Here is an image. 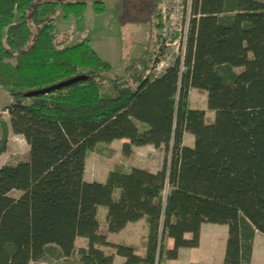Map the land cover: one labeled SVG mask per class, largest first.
I'll return each instance as SVG.
<instances>
[{
  "label": "trees",
  "instance_id": "1",
  "mask_svg": "<svg viewBox=\"0 0 264 264\" xmlns=\"http://www.w3.org/2000/svg\"><path fill=\"white\" fill-rule=\"evenodd\" d=\"M89 3L104 12L102 0H0V87L13 98L4 110L28 145L24 160L0 166V264H162L198 246L203 223L228 226L222 264H250L264 234V0H190L183 61L156 77L109 76L89 39L57 45L56 10L69 20ZM191 88L213 118L190 105ZM113 140L124 155L160 148V168L117 164L86 180L89 152ZM139 219L140 245L108 240Z\"/></svg>",
  "mask_w": 264,
  "mask_h": 264
},
{
  "label": "rangeland",
  "instance_id": "2",
  "mask_svg": "<svg viewBox=\"0 0 264 264\" xmlns=\"http://www.w3.org/2000/svg\"><path fill=\"white\" fill-rule=\"evenodd\" d=\"M102 1L105 5L102 14L94 13L89 3L88 9L80 17L69 20L63 19L62 11L58 8L55 14L57 45L62 48L89 39L98 55L109 62V76H124L139 71L149 74V68L144 72L143 67L150 66L151 56L159 46L164 20L163 3L160 0ZM188 96L192 107L203 109L208 119L213 118V112L207 109L203 91L191 88ZM12 102L11 95L0 87V143L3 135L6 136L5 149L0 153V166L24 160L28 151L25 140L8 128L9 117L4 108ZM123 142L113 140L89 152L85 165L86 180L103 181L108 170L117 164L126 168L132 165L161 166L165 152L160 148L141 147L131 149L128 155H124L121 148ZM183 143L192 145L193 136L184 134ZM99 219L103 221L101 210ZM84 241L78 238L77 246L83 245ZM256 264H264V258L257 259Z\"/></svg>",
  "mask_w": 264,
  "mask_h": 264
},
{
  "label": "crops",
  "instance_id": "3",
  "mask_svg": "<svg viewBox=\"0 0 264 264\" xmlns=\"http://www.w3.org/2000/svg\"><path fill=\"white\" fill-rule=\"evenodd\" d=\"M188 134L192 136L190 133ZM141 147L154 149V147L149 144L136 147L134 146L131 147V149L136 150L137 148ZM132 166L148 168L151 171H156L160 168H151L139 165ZM101 211L104 214V209H101ZM228 231V226L225 224L203 223L200 226L198 246L180 247L178 249V255L175 259L163 260L162 264H222L225 241L228 235ZM145 235L146 222L144 219H139L135 222H128L122 229L117 232L109 233L108 240L114 243L126 242L140 245V242L145 238ZM185 236L189 237V234H186ZM168 244H172V241L170 239L168 240ZM139 251H142V248H139ZM260 257L264 258V234L256 232L252 242L250 264H256L257 259H259ZM116 262L117 264H121L122 257L115 256L113 264H115Z\"/></svg>",
  "mask_w": 264,
  "mask_h": 264
},
{
  "label": "built area",
  "instance_id": "4",
  "mask_svg": "<svg viewBox=\"0 0 264 264\" xmlns=\"http://www.w3.org/2000/svg\"><path fill=\"white\" fill-rule=\"evenodd\" d=\"M164 6V20L158 49L150 59L149 75L159 76L175 60L184 58L190 0H160Z\"/></svg>",
  "mask_w": 264,
  "mask_h": 264
},
{
  "label": "water",
  "instance_id": "5",
  "mask_svg": "<svg viewBox=\"0 0 264 264\" xmlns=\"http://www.w3.org/2000/svg\"><path fill=\"white\" fill-rule=\"evenodd\" d=\"M83 78H84V76H75V77H72V78L67 79L65 81H61V82L54 84V85L47 87V88L28 91L24 95L26 97H32V96H36V95H40V94H46V93L53 91V90H56L60 87H64V86L70 85L76 81L82 80Z\"/></svg>",
  "mask_w": 264,
  "mask_h": 264
}]
</instances>
